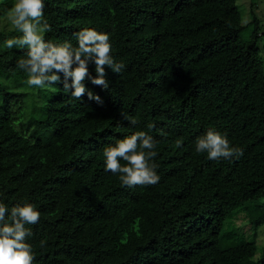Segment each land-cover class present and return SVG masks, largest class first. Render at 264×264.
Segmentation results:
<instances>
[{"label":"trees","instance_id":"obj_1","mask_svg":"<svg viewBox=\"0 0 264 264\" xmlns=\"http://www.w3.org/2000/svg\"><path fill=\"white\" fill-rule=\"evenodd\" d=\"M232 1L44 0L46 40L75 46L84 28L106 32L125 67H105L107 89L84 81L102 104L45 85L51 103L32 125L8 118L0 81V203L40 212L33 264H264V247L256 255L231 222L264 224V29L251 11V35L228 57L217 30L239 26ZM21 58L26 49L0 47V77L26 83ZM209 129L243 155L197 153ZM135 131L156 142L155 185L126 187L105 169L103 150Z\"/></svg>","mask_w":264,"mask_h":264},{"label":"clouds","instance_id":"obj_2","mask_svg":"<svg viewBox=\"0 0 264 264\" xmlns=\"http://www.w3.org/2000/svg\"><path fill=\"white\" fill-rule=\"evenodd\" d=\"M44 7V0H15L7 12L12 29L19 35L5 40L4 47L26 49V58L17 62V68L27 73L26 84L43 89L45 85L62 82L76 100L87 95L89 100L102 104L101 97L86 88L84 81L88 79L93 85L107 89L105 67L115 73L124 69V63L112 55L110 35L84 28L75 34V46L71 41L53 43L45 39L52 28L44 17ZM90 63L95 66V76L89 72ZM130 123L135 125L138 121L132 119ZM176 147H181L180 140L176 141ZM155 148L151 135L135 131L103 150L105 169L118 174L126 187L155 185L160 180L157 165L152 162L157 156ZM195 150L206 153L210 160L238 159L243 155V149L232 146L225 133L214 129L197 139ZM39 220L40 212L31 203L17 204L10 211L0 203V264H33L34 249L27 239L33 235L29 226ZM40 246L44 247L45 242L41 241Z\"/></svg>","mask_w":264,"mask_h":264},{"label":"rangeland","instance_id":"obj_3","mask_svg":"<svg viewBox=\"0 0 264 264\" xmlns=\"http://www.w3.org/2000/svg\"><path fill=\"white\" fill-rule=\"evenodd\" d=\"M14 3L15 0H12L8 10H5L3 6L0 8V47L4 46L5 40L13 37L10 32H16L12 29V25L7 19V12ZM232 3V12L238 17L239 26L237 28H228L221 25L217 30L218 39L224 47L228 57L236 54L239 43L250 37L251 11L259 20L260 31L264 29V0H233ZM261 42L262 39L259 43L261 44ZM0 81L12 91L10 96H6L5 99H3V108L8 118L11 119L13 123L15 122V125L17 121L32 125V116H42V110H40L42 105L46 106L51 103V101L44 98L43 89H32L21 77L1 76ZM23 92L26 95H23ZM30 127L31 126H29L28 129H30ZM47 135H50V133L48 132ZM36 147L39 148L38 145H36ZM231 222L235 226L236 235H241L245 240L255 244L257 255L260 249L264 247V224L257 227V229H249L241 213L236 214Z\"/></svg>","mask_w":264,"mask_h":264}]
</instances>
